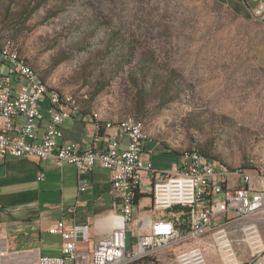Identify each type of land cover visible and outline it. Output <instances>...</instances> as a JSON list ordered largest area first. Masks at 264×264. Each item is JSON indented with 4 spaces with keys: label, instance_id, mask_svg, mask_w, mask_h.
Segmentation results:
<instances>
[{
    "label": "rangeland",
    "instance_id": "1",
    "mask_svg": "<svg viewBox=\"0 0 264 264\" xmlns=\"http://www.w3.org/2000/svg\"><path fill=\"white\" fill-rule=\"evenodd\" d=\"M0 40L12 41L78 112L110 123L132 118L178 155L202 150L264 180L260 16L217 0H0ZM256 218L262 251L237 246L241 264H264V207ZM186 246L152 259L173 264ZM212 255L209 264H220Z\"/></svg>",
    "mask_w": 264,
    "mask_h": 264
},
{
    "label": "built area",
    "instance_id": "2",
    "mask_svg": "<svg viewBox=\"0 0 264 264\" xmlns=\"http://www.w3.org/2000/svg\"><path fill=\"white\" fill-rule=\"evenodd\" d=\"M4 66L10 72L0 74V159L53 158L55 164L73 165L84 176L98 165L110 173L112 194L120 211L114 214L117 225L95 243L92 252L77 248L78 242L88 243L87 228L66 227L63 220L55 222L48 232L62 237L61 254L41 256L37 264H133L143 259L152 260L148 264H160L152 259L157 253L183 244L187 246L174 254L173 264H209V254L216 255L220 264H241L237 246L244 244L251 256L262 251L255 218L264 207V190L250 186L252 178L246 171L225 173L220 163L201 158L192 149L190 156L179 157L171 172H157L144 152L147 138L143 127L132 118L119 125H105L126 135L128 142L123 149L115 137L98 151H80L74 142L58 143L62 137L60 124L78 111L74 99L70 95L48 94L46 83L10 40H0V73ZM12 82L21 86L16 93ZM44 99L48 101L50 119L38 139L39 103ZM17 118L22 122L16 123ZM93 119L96 120L94 114ZM145 175L151 178L152 215L165 214L175 207L185 212L138 220L134 200ZM238 179L240 185L229 183ZM84 190L81 182L79 191ZM73 211L69 208L67 213ZM221 220L224 222L217 224ZM127 232H133L136 239L130 248ZM235 232L240 238L234 236Z\"/></svg>",
    "mask_w": 264,
    "mask_h": 264
},
{
    "label": "crops",
    "instance_id": "3",
    "mask_svg": "<svg viewBox=\"0 0 264 264\" xmlns=\"http://www.w3.org/2000/svg\"><path fill=\"white\" fill-rule=\"evenodd\" d=\"M217 1L238 12L254 13L264 20V0ZM9 72V68L4 66L0 74L7 75ZM12 86L14 93L21 88L15 82ZM39 107L38 139L50 119L47 99L42 100ZM15 121L20 123L22 119ZM108 124L99 116L94 120L93 115L77 111L60 124L62 137L58 143L69 141L76 143L80 151H98L115 137L120 148H125L128 142L126 135L117 128H106ZM143 147L153 170L157 172H171L179 162V155L158 141L147 139ZM172 153L175 158H171ZM39 175H42L41 181L38 180ZM81 182H84V191H79ZM236 184L240 185V179L232 183ZM150 185L151 178L145 175L139 194L143 197L133 210L138 220L152 215ZM250 186L264 190V180H251ZM69 208H73L72 214L67 213ZM119 212L112 194L110 173L98 165L88 176H84L73 165L55 164L53 158L41 161L13 157L0 159V264H37L41 256H60L63 239L50 234L48 229L61 220L66 227L87 228L89 241L78 242L77 248L92 252L95 243L117 225L118 219L114 214ZM163 215L172 216L157 213L151 218ZM222 222L224 220L217 224ZM132 228H136V222ZM238 235L239 232L234 233L235 237ZM207 239L205 237L204 241ZM212 256L208 255V261L214 262Z\"/></svg>",
    "mask_w": 264,
    "mask_h": 264
},
{
    "label": "trees",
    "instance_id": "4",
    "mask_svg": "<svg viewBox=\"0 0 264 264\" xmlns=\"http://www.w3.org/2000/svg\"><path fill=\"white\" fill-rule=\"evenodd\" d=\"M44 1V0H43ZM40 4H38V6H39ZM18 50V49H17ZM19 53V52H18ZM20 55V54H19ZM29 63V62H28ZM30 64V63H29ZM31 65V64H30ZM41 77V76H40ZM42 78V77H41ZM44 81V80H43ZM47 85V84H46ZM50 89V88H49ZM51 90H53V91H57V90H55V89H51ZM57 92H59V91H57ZM61 93V92H60ZM127 119V118H126ZM101 120V119H100ZM99 120V121H100ZM125 120V119H124ZM122 121V120H121ZM118 122H120V121H118ZM118 122H116V123H118ZM108 123H110V122H108ZM116 123H111L112 125H115ZM164 146V145H163ZM165 148H167L166 146H164ZM192 150V149H191ZM191 150H186V151H191ZM195 152H197V153H199L201 156H203V157H205V158H209V159H211V160H213V161H216V160H214L213 158H211V157H209L207 154H205L202 150H198V149H193ZM175 153V152H174ZM181 155V154H180ZM179 155V156H180ZM216 162H218V161H216ZM218 163H220V162H218ZM220 164H222V163H220ZM224 165V164H223ZM224 166H226V165H224ZM227 167V166H226ZM228 168V167H227ZM229 170H230V168H228ZM141 197H143V196H141V195H137L136 197H135V200H134V204L136 205V203H137V201L141 198ZM181 209V210H179V209ZM172 211H174L175 212V214L176 213H180V214H182V213H184L185 212V209L184 208H180V207H175V208H173L172 210H170V211H168V212H166V214H170ZM145 261H152V260H149V259H143V260H140V261H138V262H136V263H133V264H144V262Z\"/></svg>",
    "mask_w": 264,
    "mask_h": 264
},
{
    "label": "bare ground",
    "instance_id": "5",
    "mask_svg": "<svg viewBox=\"0 0 264 264\" xmlns=\"http://www.w3.org/2000/svg\"><path fill=\"white\" fill-rule=\"evenodd\" d=\"M46 90H47V93L48 94H50L52 96H55V97L69 96V94H65V93H60V92H57V91H53V90L49 89V87L47 85H46ZM95 117L97 118L98 116L95 115ZM129 119H131V118H127L125 120H122V121L118 122L116 125L122 124V123L128 121ZM108 125H110V123ZM146 138H147V136H146ZM190 154H191V151H184L183 153H181L180 157L190 156ZM195 154L199 155L201 158H205V157L201 156L197 152H195ZM220 167L223 168V170H224L225 173H236V172H239L240 171V170L231 171L226 166H224L223 164H220Z\"/></svg>",
    "mask_w": 264,
    "mask_h": 264
}]
</instances>
